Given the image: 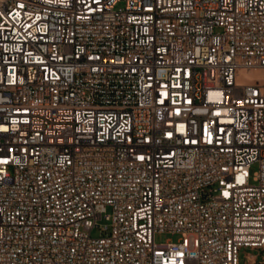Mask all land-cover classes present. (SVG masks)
I'll list each match as a JSON object with an SVG mask.
<instances>
[{
	"label": "built area",
	"instance_id": "1",
	"mask_svg": "<svg viewBox=\"0 0 264 264\" xmlns=\"http://www.w3.org/2000/svg\"><path fill=\"white\" fill-rule=\"evenodd\" d=\"M243 246L264 250V0H0V264Z\"/></svg>",
	"mask_w": 264,
	"mask_h": 264
},
{
	"label": "rangeland",
	"instance_id": "2",
	"mask_svg": "<svg viewBox=\"0 0 264 264\" xmlns=\"http://www.w3.org/2000/svg\"><path fill=\"white\" fill-rule=\"evenodd\" d=\"M256 169V165L253 166L252 170L254 171ZM93 235H99L98 229L93 230ZM181 237V234L179 233H172L169 231H163L159 232L156 234V241L161 243V242H167L169 240L172 241H177ZM190 245L193 246V239L190 238ZM249 254H255L258 256V259L261 260L263 255H264V250L259 249V248H254V247H248V246H243L240 248L239 251V259H240V264H248Z\"/></svg>",
	"mask_w": 264,
	"mask_h": 264
}]
</instances>
